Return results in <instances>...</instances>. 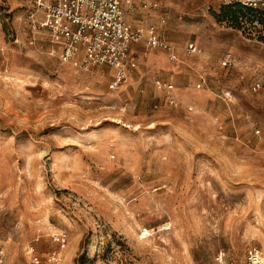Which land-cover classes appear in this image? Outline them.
Listing matches in <instances>:
<instances>
[{
  "label": "rangeland",
  "instance_id": "374dc122",
  "mask_svg": "<svg viewBox=\"0 0 264 264\" xmlns=\"http://www.w3.org/2000/svg\"><path fill=\"white\" fill-rule=\"evenodd\" d=\"M137 1L149 8L129 22L153 27L177 61L136 44L137 68L112 89L115 70L62 63L35 10L0 0L5 264L30 247L58 264H215L253 248L264 259V90L252 89L264 25L221 21L218 0Z\"/></svg>",
  "mask_w": 264,
  "mask_h": 264
},
{
  "label": "built area",
  "instance_id": "2783aa9c",
  "mask_svg": "<svg viewBox=\"0 0 264 264\" xmlns=\"http://www.w3.org/2000/svg\"><path fill=\"white\" fill-rule=\"evenodd\" d=\"M35 10L30 16L33 29L45 32L58 54L60 61L75 68H109L115 70L112 89L128 83L131 71L137 68V61L131 56L133 44L145 41L153 49L168 51L171 61H177L175 50L165 38L160 37L152 27L147 33L134 29L128 22V14L137 5V0H21ZM221 6L240 4L264 12V0H218ZM142 3V2H141ZM143 9L148 5L142 3ZM36 15L39 17H36ZM187 52L198 54L195 44H189ZM234 65L230 54L222 60L224 68ZM158 89L171 93L173 85L160 81L154 82ZM201 87V85H200ZM252 89L264 90V77L254 75ZM176 105L175 99H169ZM64 243L63 236L54 239ZM28 258L22 264H58L56 257L43 259L34 247L28 248ZM0 264H5V255L0 248ZM215 264H264L261 252L250 249L241 260H231L223 253L215 258Z\"/></svg>",
  "mask_w": 264,
  "mask_h": 264
},
{
  "label": "trees",
  "instance_id": "16d2710c",
  "mask_svg": "<svg viewBox=\"0 0 264 264\" xmlns=\"http://www.w3.org/2000/svg\"><path fill=\"white\" fill-rule=\"evenodd\" d=\"M221 21L231 20L236 26H240L241 21L246 20L249 23L257 22L264 25V12L258 9H252L240 4L232 6H222Z\"/></svg>",
  "mask_w": 264,
  "mask_h": 264
},
{
  "label": "crops",
  "instance_id": "0c3cea01",
  "mask_svg": "<svg viewBox=\"0 0 264 264\" xmlns=\"http://www.w3.org/2000/svg\"><path fill=\"white\" fill-rule=\"evenodd\" d=\"M140 6L137 4V5H135V8L130 12V13H132L133 11H135L137 8H139ZM128 22H129V20H128ZM130 23V22H129ZM131 24V23H130ZM132 26V25H131ZM134 29H138V30H141V29H139L138 27H135V26H132ZM144 28V27H143ZM148 29V28H147ZM145 41H142V42H139V43H136V44H141V43H144ZM136 44H133L132 45V47H131V56L136 60L137 59V57H136V53H135V50H134V48H133V46L134 45H136ZM132 72V71H131Z\"/></svg>",
  "mask_w": 264,
  "mask_h": 264
}]
</instances>
